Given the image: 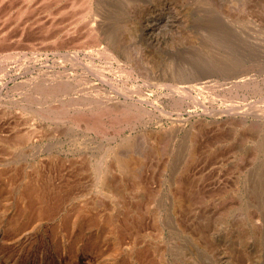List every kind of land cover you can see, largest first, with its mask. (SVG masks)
Returning <instances> with one entry per match:
<instances>
[{
  "label": "rangeland",
  "instance_id": "obj_1",
  "mask_svg": "<svg viewBox=\"0 0 264 264\" xmlns=\"http://www.w3.org/2000/svg\"><path fill=\"white\" fill-rule=\"evenodd\" d=\"M35 2L24 30L16 0L0 4V264H140L141 255L153 264H264V0H93L84 21ZM43 81L70 85L72 110L85 112L78 103L88 96L144 113L103 135L51 116L60 98L41 102ZM133 140L134 150L123 148ZM118 147L120 160L139 158L148 188L115 166L106 150ZM104 177L113 189L98 186ZM36 178L61 196L51 216L25 208L21 188ZM178 188L193 197L189 208ZM122 201L141 217L119 237L113 230L131 214Z\"/></svg>",
  "mask_w": 264,
  "mask_h": 264
},
{
  "label": "bare ground",
  "instance_id": "obj_2",
  "mask_svg": "<svg viewBox=\"0 0 264 264\" xmlns=\"http://www.w3.org/2000/svg\"><path fill=\"white\" fill-rule=\"evenodd\" d=\"M5 0H0V4H3ZM7 1V0H6ZM32 1H35V0H16V10L14 11H17L18 9H22L21 12L19 14H16L14 16V19L16 20L15 23L18 24V22H21L22 23V27L23 30L25 29V25L23 22H24V19H23V16H30L33 12V6L32 8L31 7H28V5L32 4L31 2ZM39 1V2H38ZM36 2H38L37 4L41 3V6L40 8L43 9L42 11H50L51 9L53 10V7H55V9H57L56 11V15H60L62 18H65V19H68L69 21L72 20L73 18L74 19H77V21H84L85 17L86 16H89V14L93 11L91 10L92 9V2L93 0H36ZM35 2V3H36ZM7 3V2H6ZM22 3V4H21ZM23 3L26 4L27 6L24 7L23 6ZM15 4V5H16ZM22 5L23 7H20L18 8L19 5ZM5 5V3H4ZM10 5V4H9ZM20 5V6H21ZM34 5V3H33ZM62 5V6H61ZM39 6V5H38ZM37 6V7H38ZM61 6V7H60ZM99 8V7H98ZM97 8V9H98ZM39 9V8H38ZM38 9H35V10H38ZM54 9V10H55ZM96 9V8H95ZM12 10V9H11ZM13 11V10H12ZM39 11V10H38ZM98 11V10H97ZM36 13V12H35ZM52 13V12H51ZM96 13V12H95ZM12 14V13H11ZM40 14V13H39ZM45 14V13H44ZM97 14V13H96ZM95 14V15H96ZM33 15V14H32ZM8 16V14H7ZM67 16H69V18H67ZM93 16V15H92ZM92 16H90L92 18ZM6 17V16H5ZM13 17V16H12ZM11 17V18H12ZM33 17V16H32ZM31 17V18H32ZM38 17V16H37ZM41 17V16H40ZM3 18V17H2ZM30 18V17H29ZM60 18V17H59ZM4 19V18H3ZM13 19V20H14ZM22 19H23V22H22ZM50 19V18H49ZM64 19V20H65ZM48 20V18H47ZM52 20V19H51ZM0 21H2L0 19ZM32 21V20H31ZM38 21V20H37ZM93 23L95 22V19H94V16H93V19L91 20ZM10 22V21H9ZM43 22V21H42ZM68 22V21H67ZM66 22V23H67ZM73 23V21L71 22ZM90 23V22H89ZM88 23V24H89ZM39 24V23H38ZM19 25V24H18ZM21 25V24H20ZM33 25V24H32ZM37 25V24H36ZM56 25V24H55ZM58 25V24H57ZM66 25V24H65ZM64 25V26H65ZM72 25V24H71ZM74 25V23H73ZM82 25V24H81ZM97 25V24H96ZM5 26V25H4ZM34 26V25H33ZM98 26V25H97ZM2 27V26H1ZM12 27V26H11ZM43 27V31L45 32V34H49L50 36H53L55 31H54V27L53 26H45L44 24L42 25ZM70 27V26H69ZM6 28V27H5ZM8 28V27H7ZM18 28V27H17ZM56 28V27H55ZM73 28V26H72ZM1 29V28H0ZM4 29V28H3ZM9 29V28H8ZM58 29V28H57ZM61 29V28H60ZM69 29V28H68ZM81 29V28H80ZM7 30V29H6ZM22 30V28H21ZM36 30V29H35ZM42 30V29H41ZM59 30V29H58ZM63 30V29H62ZM61 30V31H62ZM66 30V29H64ZM73 30V29H72ZM87 34L90 35V34H94V28L92 27H88L87 29ZM97 30V29H96ZM95 30V31H96ZM5 31V30H4ZM34 31V29H33ZM7 32V31H6ZM35 32V31H34ZM39 32V31H38ZM68 32V31H67ZM13 33V32H12ZM29 33V32H28ZM27 33V35H28ZM42 34V33H41ZM67 34V33H66ZM7 35V34H6ZM23 35V34H22ZM33 35V34H32ZM43 35V34H42ZM64 35V34H62ZM74 35H78L77 34H74ZM102 35V34H101ZM80 36V35H79ZM103 36V35H102ZM14 37H15V34H14ZM98 37V36H96ZM11 38V37H10ZM43 38V37H42ZM62 38V37H60ZM83 38V37H82ZM72 38H70V41H71ZM85 39V38H84ZM100 39V38H99ZM5 34H3L2 32H0V52L3 51L5 49V47H7V42L5 41ZM63 40V39H62ZM73 40V39H72ZM80 40V39H79ZM82 40V39H81ZM97 40V39H95ZM108 40V39H107ZM106 40V41H107ZM110 40V39H109ZM62 42V41H61ZM109 42V41H108ZM104 43V42H103ZM107 43V42H105ZM65 45V44H64ZM76 45V44H75ZM99 45V44H98ZM89 46V45H88ZM9 47V46H8ZM65 47V46H64ZM100 47V46H99ZM60 48V47H59ZM95 48V47H94ZM102 48V47H101ZM104 48V47H103ZM8 49V48H7ZM108 49V48H107ZM106 49V50H107ZM73 50V49H72ZM82 50V49H81ZM92 50V49H91ZM105 51V49H102ZM97 51V50H96ZM99 51V50H98ZM89 52V51H88ZM111 52V51H110ZM108 52V53H110ZM2 53V52H1ZM74 53V52H73ZM117 53V52H115ZM99 54V53H97ZM96 56H99L97 55ZM67 55V54H65ZM102 55V54H101ZM104 56V55H103ZM107 57V56H106ZM118 57V56H117ZM65 58V57H63ZM67 58V57H66ZM79 58V57H78ZM103 58V57H102ZM120 59V58H119ZM76 60V59H75ZM103 60V59H102ZM111 61V60H110ZM81 62V61H80ZM109 63V62H108ZM86 66V65H85ZM108 67V66H107ZM112 67V66H110ZM102 69V68H101ZM105 69V68H104ZM97 70V69H96ZM100 70V69H99ZM46 71V70H45ZM44 71V72H45ZM98 71V70H97ZM117 71V70H116ZM47 72V71H46ZM52 73V72H51ZM66 73V72H65ZM82 73V72H81ZM97 73V72H96ZM56 74V73H55ZM62 74V73H61ZM64 74V73H63ZM101 74V73H100ZM41 75V74H40ZM45 75V74H44ZM60 75V74H59ZM85 75V74H84ZM43 76V75H42ZM86 76V75H85ZM85 76L83 78H85ZM90 76V75H89ZM99 76V75H98ZM41 77V76H40ZM45 77V76H44ZM47 77V75H46ZM79 77V76H78ZM100 77V76H99ZM140 77V76H139ZM43 78V77H41ZM89 78V77H88ZM80 79V78H79ZM87 79V77L85 78ZM103 79V78H102ZM256 79V78H255ZM39 80V79H38ZM47 80V79H46ZM49 80V79H48ZM62 80V79H61ZM76 85L75 86H79L80 84L82 83H79L78 79H76ZM84 80V79H83ZM257 80V79H256ZM42 81V80H41ZM40 81V82H41ZM66 81V80H65ZM224 81V80H223ZM37 82V81H36ZM44 82V81H43ZM69 82V81H67ZM72 82V81H71ZM70 82V83H71ZM74 82V81H73ZM94 82V81H93ZM49 86L50 89H46V88H43V87H40L38 84H34L35 85H38V88H37V92H38V96H40L42 98V101L41 102H48L46 101L48 98L51 99L52 97H59L60 99L58 101H60V105H56L57 107H59L57 110H53L52 109H48V111H51V116H53L56 120H59V121H70L72 123H83V126H86L88 129L90 130H96L98 132H101L103 135H105L107 132V129H109L110 127H113V126H116L117 124H128V123H131L135 120H140L141 116H142V113H144V110L142 109L144 105L137 107L136 105H120V106H113L111 105L110 103H105V102H99V100L97 99L96 100H93L92 102L91 101H86V98H88V96L85 98L83 97V99H79V103L78 105H88L86 106L85 108V112H79V108H77L78 110L75 109H71L72 106L71 103H69V101H71L68 97V94L70 93L71 91V86H66V84L64 83V81H58L56 84H54L53 82H49V81H46L43 83V86L45 87V85ZM228 84V83H227ZM86 85V83H85ZM225 85V84H224ZM233 85V84H232ZM253 85H256V82L252 83V86ZM46 86V87H47ZM221 86V83H219L218 87ZM98 87V86H97ZM199 87V86H198ZM254 87V86H253ZM77 88V87H76ZM96 88V87H94ZM100 88V87H99ZM87 89V88H84V90ZM224 89V88H223ZM95 90V89H94ZM247 90H253V88H247ZM77 91V90H76ZM82 91V90H81ZM87 91V90H85ZM116 91V90H115ZM73 94V93H72ZM94 94V93H93ZM88 95V94H87ZM90 95V94H89ZM65 97V99H63ZM123 97V96H122ZM126 97V96H125ZM114 98V97H113ZM48 99V100H49ZM52 100V99H51ZM50 100V101H51ZM90 100V99H89ZM115 100V98H114ZM142 100V99H141ZM104 101V100H103ZM107 101V100H106ZM124 101V100H123ZM139 101V100H138ZM143 101V100H142ZM52 102V101H51ZM55 102V101H54ZM141 102V101H140ZM126 103V101H125ZM146 103V102H145ZM52 104V103H51ZM76 104V103H75ZM116 104H118L116 102ZM135 104V103H134ZM48 105V104H47ZM50 106V104L48 105ZM52 106V105H51ZM50 106V107H51ZM47 107V106H46ZM62 107V108H61ZM71 107V108H70ZM254 107V106H253ZM256 107V106H255ZM55 108V107H54ZM245 108V111H246V116L247 114H254L255 115V118L257 116V112L254 113V108L252 109L251 107H244ZM243 108V109H244ZM47 109V108H46ZM61 109L63 110V113H61ZM224 109V108H223ZM226 109V108H225ZM224 109V110H225ZM228 109V108H227ZM240 109V108H239ZM239 109L237 110H234L235 112H237ZM256 109V108H255ZM83 110V109H82ZM205 110H208V109H205ZM214 110V109H213ZM221 110V109H220ZM223 110V111H224ZM229 110V109H228ZM227 110V111H228ZM262 110V109H261ZM149 111V110H148ZM216 111V110H215ZM245 111H242V112H239V113H242V115H244L243 113ZM164 112V111H162ZM204 112V111H203ZM208 112V111H207ZM218 112V111H216ZM225 112V111H224ZM215 113V112H214ZM230 113V112H228ZM238 113V114H239ZM259 113V112H258ZM213 114V113H212ZM217 114V113H216ZM227 114V113H226ZM260 114V113H259ZM203 115V113H202ZM221 115V114H220ZM235 115V114H234ZM206 116V115H205ZM225 116V115H223ZM144 117V115H143ZM262 117V116H260ZM51 121V120H50ZM78 125V124H77ZM105 131V132H103ZM120 131V130H119ZM157 136V135H156ZM152 137V136H151ZM192 137V136H190ZM194 138V137H193ZM23 139V138H22ZM131 139V138H130ZM16 140V139H15ZM20 140V139H19ZM127 140V139H126ZM193 140V139H191ZM14 142V141H13ZM162 139L158 136V141L157 143L158 144H162ZM134 143H136L135 140H133V142H129V141H126L125 144H123V148H128V149H135V145ZM9 144V143H8ZM15 144L18 145V142L15 141ZM164 145L165 143L163 144L162 148H160L161 150L164 149ZM102 146V145H101ZM102 148V147H101ZM100 148V149H101ZM108 148V147H107ZM106 148V149H107ZM122 148V147H121ZM120 147H118L117 149L111 151L112 149H107L106 150V153L108 152H111V154L113 156H115V158L117 159V161L115 162V166L119 169V170H122V171H126V173H128V171L132 172L133 175H135L134 177H136V179H134V185L138 186L136 189L139 190L140 188L141 189H146L148 188L147 187V183L149 184L150 181L146 180V179H142L140 177H138V174L137 172L138 171V166L140 165V160L139 158H136L133 156V154H130V152L128 153V157L123 159L122 157L121 160L118 158V154L120 155L121 152H118V149H121ZM122 148V149H123ZM99 149V148H98ZM99 149V150H100ZM124 149L122 151H124ZM95 150V149H94ZM148 151V150H147ZM105 153V152H104ZM150 153V152H149ZM148 153V154H149ZM145 154V153H144ZM144 154H139V155H144ZM102 155V154H101ZM146 157V155H144ZM138 157V156H137ZM142 157V156H141ZM143 158V157H142ZM148 158V157H147ZM112 159V158H111ZM146 159V158H145ZM149 159V158H148ZM144 160V159H143ZM114 161V160H113ZM98 162V161H97ZM98 164V163H97ZM143 165V164H142ZM96 166V165H95ZM111 166V165H110ZM141 166V165H140ZM105 167V166H104ZM113 167V166H112ZM143 167V166H142ZM96 167H94L95 169ZM101 168L100 167H97L95 170L96 171H99ZM108 170V169H107ZM101 175V174H99ZM100 177V176H99ZM31 181V180H30ZM100 181V180H99ZM187 181V180H186ZM113 181L110 179V178H103L101 180V184H99L98 186H104V188L106 187V189L110 190V189H113L114 188V185H113ZM189 183V182H188ZM248 183V182H247ZM193 185V184H192ZM10 186V185H9ZM8 186V187H9ZM100 186V187H101ZM194 186V185H193ZM48 185L47 184H40V179L39 178H36V182L33 183V182H30L28 184H26L24 186V188H21L23 191V195H25L27 198V204L25 205L26 209H29L31 210V212H33L34 214H36V216L38 217H48V216H51L52 214H54L55 210L57 209V207L59 206V203L61 202V196L58 195L56 192H54L51 188V189H48L47 188ZM186 187V186H185ZM192 187V186H191ZM12 188V187H11ZM188 188V187H187ZM2 190V189H1ZM51 190V191H50ZM107 190V191H108ZM175 190V189H174ZM148 191V196H152V194L149 192V189L147 190ZM3 192V191H2ZM9 192V191H8ZM110 192V191H109ZM196 192V191H195ZM6 193V192H5ZM20 193V194H22ZM112 193V191L110 192ZM192 194V193H190ZM199 194V193H197ZM10 195V194H9ZM194 195V194H193ZM20 197V196H19ZM176 197H177V202L179 203V205L181 206L182 204L184 205V207H190L191 203H193L192 201L193 200V197H191V195L188 194L187 191H183V189L181 188H178L177 190V193H176ZM197 197V196H196ZM255 197V196H253ZM22 198V196H21ZM3 199V198H2ZM199 197H198V201L199 202ZM19 200V199H18ZM256 200V199H255ZM254 200V201H255ZM26 202V201H24ZM123 202V201H122ZM124 206L126 204L127 208H128V213L130 212L131 214L130 215H127L125 216V218H123L122 222L116 226V229H114L113 231H115V233L117 234V236H121L122 232H124L126 230V228H128V226H131L132 223H133V219L134 218V215L135 217H141V215L138 213V211L140 210H130V207L127 205V203L123 202L122 203ZM196 204V203H194ZM24 205V204H23ZM131 206V205H130ZM135 209V208H134ZM80 213H81V210H80ZM141 213V212H140ZM133 214V215H132ZM14 215V214H13ZM80 215V214H79ZM77 215V216H79ZM18 216V215H16ZM28 216V215H27ZM33 217V216H31ZM36 217V218H38ZM11 219V218H10ZM22 219V218H21ZM79 219V218H78ZM17 221V219H16ZM96 221V218H91L90 222H95ZM10 222V221H9ZM28 222V221H27ZM113 222V221H112ZM183 222V221H182ZM13 223V222H12ZM17 223V222H16ZM21 223V222H20ZM116 223V222H115ZM139 223V222H138ZM185 224V223H184ZM21 225V224H20ZM16 226V225H15ZM19 226V225H18ZM183 226V225H182ZM14 227V226H13ZM21 227V226H20ZM184 227V226H183ZM15 228V227H14ZM13 228V229H14ZM17 229V228H16ZM65 229V228H64ZM75 229V228H74ZM73 229V230H74ZM111 229V228H110ZM186 229V227H185ZM72 230V229H71ZM197 230V229H196ZM14 231V230H13ZM64 231V230H63ZM202 231V230H201ZM194 232V231H193ZM15 233H18V232H15ZM110 233V232H109ZM62 234V233H61ZM80 234V233H79ZM193 235V234H192ZM195 235V233H194ZM201 235V234H200ZM119 236V237H120ZM199 236V235H198ZM14 237V236H13ZM12 237V238H13ZM77 239V238H76ZM75 239V240H76ZM80 239V238H79ZM74 240V241H75ZM5 241V240H4ZM93 242V241H92ZM77 244V243H76ZM6 250V249H4ZM11 252V251H10ZM2 253V252H1ZM4 253V252H3ZM2 255V254H1ZM6 255V254H5ZM144 256V255H143ZM143 256H139V263L140 264H153L151 262H148L147 260H145L143 258ZM12 258V257H11ZM10 260V259H9ZM150 261V260H149ZM3 263V262H2Z\"/></svg>",
  "mask_w": 264,
  "mask_h": 264
}]
</instances>
